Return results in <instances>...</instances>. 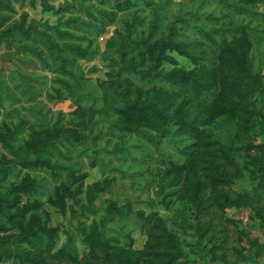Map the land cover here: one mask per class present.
<instances>
[{
	"label": "rangeland",
	"instance_id": "374dc122",
	"mask_svg": "<svg viewBox=\"0 0 264 264\" xmlns=\"http://www.w3.org/2000/svg\"><path fill=\"white\" fill-rule=\"evenodd\" d=\"M3 1H9L12 12L0 6V193L10 187L34 190L33 196L18 194L21 206L43 205L26 216L27 224L55 228L59 233L52 250L33 256L44 264H73L54 258L70 235L78 248V264H127L128 256L122 252L139 258L160 220L163 237L155 243L165 259L178 253V261L185 264H264V158L258 151L264 145V4L252 7L240 0ZM24 14V29L31 21L38 24V32L27 39L14 27ZM45 25L72 35L70 39L54 36L60 46L75 43L86 50L84 58L65 54L69 75L52 61L43 34L53 32ZM228 27L224 38L213 37L222 47L246 39L242 48L246 70L239 82L247 94L249 114L222 117L203 126L210 138L203 143L200 161L181 180H173L168 163H183L179 154L183 138L124 134L111 127L114 109L122 107L126 80L144 90H173L160 81L141 83L123 72L120 52L130 50L122 45L129 32L132 39L149 34L159 39L174 30L180 40L203 42L202 49L208 50L210 44L199 29ZM128 57L139 61L137 52ZM174 58L179 67L192 69L186 60ZM210 98L202 94L194 102L197 109L191 111H199ZM238 126L246 129L244 137L236 135ZM33 132H47L46 141L54 147L44 152L40 145L28 147ZM36 157L48 159L52 167L21 166L22 161ZM211 164L223 165L228 186H215L208 179ZM61 185L71 186L81 199L78 204L65 200L64 213L53 204ZM92 186L96 195L89 205L87 190ZM94 222L104 223L103 233L117 243L108 253L91 258L76 229ZM6 223L0 205V224L11 229L0 234V241L17 231Z\"/></svg>",
	"mask_w": 264,
	"mask_h": 264
},
{
	"label": "trees",
	"instance_id": "16d2710c",
	"mask_svg": "<svg viewBox=\"0 0 264 264\" xmlns=\"http://www.w3.org/2000/svg\"><path fill=\"white\" fill-rule=\"evenodd\" d=\"M246 6H258L264 4V0H240ZM0 6H5L11 11L9 1H0ZM237 7L236 5H232ZM123 9V8H122ZM27 15L22 16V22L14 27L20 30L21 37L27 39L33 33L38 32V24L31 21L29 28H23V22ZM69 27L68 23H65ZM47 31L43 38L48 45V51L54 63H58L62 73L69 75L66 70L69 61L65 54L76 58H84L86 50L75 43H66L60 46L54 36L72 38L69 31H61L58 26L49 27L45 25ZM230 32V28L221 29H199V34L210 44L208 50L202 49L206 46L203 42H185L178 38L177 32L170 30L167 35L159 39H153L151 34L132 39L131 32L123 43L122 47L129 48L130 51L122 49L120 52V63L123 65V72L138 77L141 83L163 82L172 87L167 91L163 88L152 87L142 89L134 83L126 80V90L122 97V107L115 108L114 119L111 127L124 134L138 133L144 136L151 134L158 137H168L171 135L183 138L185 143L180 147L179 154L184 159L183 163L170 161L167 172L173 174V180H181L185 174L194 170L195 165L200 161L202 146L205 139L210 136L205 134L203 126L214 123L222 117L234 118L239 114H249L247 110V94L241 89L239 78L246 70V58L242 48L246 46V39L241 38L232 47H222L213 37L219 34L224 38V33ZM128 42V43H126ZM127 44V45H126ZM215 50L212 52L213 48ZM130 52H137L138 63L135 59H129ZM174 55L186 60L192 69H185L178 66ZM212 59H209V58ZM164 64L170 66L166 70ZM239 83V84H238ZM65 86L68 85L65 83ZM208 93L210 101L197 109L194 102L202 94ZM47 132L30 135V140L26 142L28 147L40 145L41 151L54 147L46 141ZM246 129L238 126L236 135L244 137ZM214 143V141H211ZM258 151L264 158V145L258 146ZM40 156V155H39ZM24 168H51L48 159L36 157V159H26L22 161ZM208 179L215 186H228L229 176L222 164L210 166ZM73 178V175L70 174ZM23 193L33 196L34 190L27 186L19 189L10 187L9 191L0 193V205L6 224H11L17 229L10 239L0 241V263L11 262L12 264H44L39 257L33 256L34 252H48L52 250L59 240V233L55 228L45 226H33L27 224L26 216L37 212L43 205L40 202H33L27 206H21L18 194ZM96 195L94 187L87 190V200L91 205ZM65 200L74 204L80 202L78 192L71 189V186H60L56 192V201L53 203L59 208L61 213L65 212ZM149 206L154 207V202ZM33 215H31V219ZM29 228H25V226ZM104 223L98 225L93 223L90 227L79 224L76 232L81 239L87 256L94 258L99 253H108L115 248L117 240L106 236L102 229ZM149 235V242L139 258L134 259L128 253L127 264H185L179 262V254L175 253L169 259H165L157 249L155 241L163 237L164 230L161 221L158 220ZM10 228L0 224V234L7 233ZM54 258L59 261H68L73 264L79 263L78 248L74 239L68 235L65 242L55 252ZM104 264H109L105 262Z\"/></svg>",
	"mask_w": 264,
	"mask_h": 264
},
{
	"label": "built area",
	"instance_id": "2783aa9c",
	"mask_svg": "<svg viewBox=\"0 0 264 264\" xmlns=\"http://www.w3.org/2000/svg\"><path fill=\"white\" fill-rule=\"evenodd\" d=\"M99 40H100V41H102V40H103V38H100Z\"/></svg>",
	"mask_w": 264,
	"mask_h": 264
}]
</instances>
